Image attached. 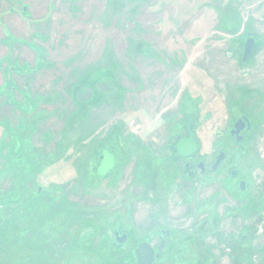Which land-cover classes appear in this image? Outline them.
I'll return each instance as SVG.
<instances>
[{"label":"rangeland","instance_id":"rangeland-1","mask_svg":"<svg viewBox=\"0 0 264 264\" xmlns=\"http://www.w3.org/2000/svg\"><path fill=\"white\" fill-rule=\"evenodd\" d=\"M243 111L249 155L229 134ZM190 114L191 160L208 164L191 178L172 149ZM232 170L264 205V0H0V241L27 228L63 262L82 229L115 221L199 235L224 263L246 226L250 264H264L257 212L233 215L248 192Z\"/></svg>","mask_w":264,"mask_h":264},{"label":"flooded vegetation","instance_id":"flooded-vegetation-1","mask_svg":"<svg viewBox=\"0 0 264 264\" xmlns=\"http://www.w3.org/2000/svg\"><path fill=\"white\" fill-rule=\"evenodd\" d=\"M238 110L242 109L239 107ZM238 120L243 122V127L237 134H231ZM187 129L185 136H187L190 131L189 128ZM251 131L249 113L243 111L240 115L233 117L229 128V134L236 143L244 144L242 150H239L243 155L252 153L254 138L253 135L250 134ZM238 137L240 140H237ZM108 147L109 145L106 143L104 148L100 150V155L102 150H106L110 153ZM219 152L224 153V158L218 163L216 169L212 171L211 166L215 162L216 155L214 161L210 165V172L218 170L225 160L226 152L224 150H219L218 153ZM194 155L184 158L186 161L183 166L184 169H186V174L190 178L195 176L197 171L203 173L205 169L208 168V164L203 160L194 164L193 160H191ZM98 159L99 165L101 159ZM199 164H201L202 168H200ZM185 165L188 166L185 168ZM194 168L198 170H194ZM237 171L238 170H232L230 172L231 179L234 180L232 188L235 190L237 185L239 191L248 193H245L244 201L232 205L235 211L233 215L237 214L241 218H249L246 216L247 212H251L252 210L257 212L260 217L259 227L262 231L264 230V213L261 212H264L263 202L252 199L248 191L247 180L243 177L236 179V176L240 175ZM190 172L192 173L191 176H189ZM241 183L243 184L242 188L240 187ZM21 190H23L22 185L20 187V191ZM114 222L115 221L110 223V226H112V234L110 235H108V233L106 234V232L109 231L107 223L103 226L98 225V228L95 230L88 228L82 229L73 237L80 240L81 243L77 246V249L68 252L65 251L64 254H67L66 258L69 259L65 260L64 258L63 260L65 261L63 262L53 260L54 256H59V252L52 251L50 247L49 250H44L45 247L43 246V241H40V236H36L33 230L25 228L22 231V233L25 232L24 235L20 236L19 239L17 237L10 238L6 236L3 241H0V244L5 245L9 249V253L4 257L2 256L3 258L0 256V264H250L251 261V251L253 249L251 248L252 233L246 226L242 228L238 236L232 240V243H235L238 245L236 247L240 248L238 254H226L229 255L231 261L226 262L224 260V263H221L219 249H215L217 250L216 255L208 246L204 245L199 235L182 232L177 233L169 228L160 229L158 232L156 231V233L152 231L139 235L138 233L134 234L130 232L129 228H121L119 222ZM53 237L58 238V236H51L52 240L54 239ZM15 244H19L23 249L11 251L13 245L14 248H17ZM232 245L235 246L234 244ZM234 255L237 256V258ZM60 258L62 257H58V259Z\"/></svg>","mask_w":264,"mask_h":264},{"label":"water","instance_id":"water-1","mask_svg":"<svg viewBox=\"0 0 264 264\" xmlns=\"http://www.w3.org/2000/svg\"><path fill=\"white\" fill-rule=\"evenodd\" d=\"M254 46V39L253 38H246L243 44V53L241 56V61L244 62L247 57L250 55L251 50ZM193 122V114H190L186 117V128H189L190 124ZM243 127V122L241 120H238L233 130L231 131V134H237L240 129ZM237 140H240L238 137ZM198 142L196 137L189 131L187 136L180 137L175 144L172 146V149L175 151V156L182 157V158H188L194 155L198 151ZM101 159L100 164L97 167V174L100 176H104L110 169H112L114 165L113 157L110 153H108L106 150L101 151V155L99 156ZM224 158V153L219 152L216 156L214 164L211 166V170H215L218 163ZM200 168H202L201 164ZM188 165H185V168ZM192 173H189V176H191ZM243 184L241 183L240 187L242 188Z\"/></svg>","mask_w":264,"mask_h":264},{"label":"crops","instance_id":"crops-1","mask_svg":"<svg viewBox=\"0 0 264 264\" xmlns=\"http://www.w3.org/2000/svg\"><path fill=\"white\" fill-rule=\"evenodd\" d=\"M5 80V79H4Z\"/></svg>","mask_w":264,"mask_h":264},{"label":"trees","instance_id":"trees-1","mask_svg":"<svg viewBox=\"0 0 264 264\" xmlns=\"http://www.w3.org/2000/svg\"><path fill=\"white\" fill-rule=\"evenodd\" d=\"M176 158V157H175Z\"/></svg>","mask_w":264,"mask_h":264}]
</instances>
